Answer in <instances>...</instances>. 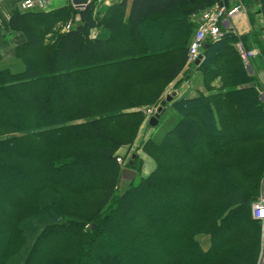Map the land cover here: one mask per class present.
I'll list each match as a JSON object with an SVG mask.
<instances>
[{
	"label": "trees",
	"instance_id": "obj_1",
	"mask_svg": "<svg viewBox=\"0 0 264 264\" xmlns=\"http://www.w3.org/2000/svg\"><path fill=\"white\" fill-rule=\"evenodd\" d=\"M215 1L121 0L99 17L91 0L12 15L25 42L14 50L22 68L0 67V264H256L264 104L234 44L257 49L250 62L264 67L253 16L264 19V0L255 11L241 0L250 33L204 42L192 67L209 94L161 107L158 123L165 108L176 121L139 148L153 170L123 181L116 162L142 108L188 67V14ZM155 28V39L140 35Z\"/></svg>",
	"mask_w": 264,
	"mask_h": 264
},
{
	"label": "crops",
	"instance_id": "obj_2",
	"mask_svg": "<svg viewBox=\"0 0 264 264\" xmlns=\"http://www.w3.org/2000/svg\"><path fill=\"white\" fill-rule=\"evenodd\" d=\"M23 1L25 0H0V64L10 60H16L14 57V50L16 49L17 46H21L25 42L23 35L20 32L11 31L8 25L9 19L12 17V15H14L16 12H25L22 11V9L20 8V5ZM44 1H45L44 7L38 10L45 13L59 10L67 6H72L74 10H76L75 7L72 5V0H44ZM88 1L90 2L91 0ZM120 1L121 0H96V10L99 13V17H101L107 11L108 8L119 3ZM251 29L252 28L249 21V17L245 12L240 13L236 15L234 18H232L229 25L227 26V29L225 28V26L223 25L221 26V30L223 32H226L224 37L229 34L244 36L250 33ZM98 35L105 36L106 33L100 30H92L91 38H95ZM251 67H252L251 69L252 73L249 70H247L248 74H251L255 76L256 79L260 80L259 83H263L264 67L261 66L259 67L255 59L252 60ZM211 86H213V88L219 87V81L218 80L214 81L211 84ZM171 94H174V96L171 99L176 100L179 98L192 99L199 95H208L209 92L205 90L200 72L196 68L192 67V65H189L184 72L180 73L168 85V91L166 95L164 94V100L166 96ZM164 110H165L164 111L165 114L171 113L168 112L169 111L168 108L167 111L166 108ZM153 168H154V164H153Z\"/></svg>",
	"mask_w": 264,
	"mask_h": 264
},
{
	"label": "built area",
	"instance_id": "obj_3",
	"mask_svg": "<svg viewBox=\"0 0 264 264\" xmlns=\"http://www.w3.org/2000/svg\"><path fill=\"white\" fill-rule=\"evenodd\" d=\"M44 4V0H25L21 3L20 8L22 11H27L33 8L42 9ZM244 12L245 8L242 2L240 0H235L233 5L227 6L225 4L221 5L219 2H215L213 5L205 8L204 10L195 13V16L193 17L195 19L194 23L196 29L188 47L186 59L187 65L194 64L198 61V57L200 56V51L204 42H214L224 37L226 32L221 30L222 25L227 29L231 19ZM68 28V26L64 27L66 30ZM236 46L237 52L242 62L245 64L250 59L255 58L258 54L256 49L246 50L242 44L239 43L236 44ZM156 110L157 108L154 110H147L146 115L153 116L156 113ZM117 160L120 162L119 159ZM262 212H264V197H259L251 205V217L254 220L259 221L261 226V250L259 252L257 264H264V215L261 214Z\"/></svg>",
	"mask_w": 264,
	"mask_h": 264
},
{
	"label": "rangeland",
	"instance_id": "obj_4",
	"mask_svg": "<svg viewBox=\"0 0 264 264\" xmlns=\"http://www.w3.org/2000/svg\"><path fill=\"white\" fill-rule=\"evenodd\" d=\"M183 1V0H182ZM95 5H96V0H94ZM215 2H219V4L223 5L225 4L227 5H233L234 2L232 0H216ZM214 2V3H215ZM89 3V1H88ZM213 3V4H214ZM211 4V5H213ZM244 6V4H243ZM254 11L257 10L259 8V0H254ZM245 9L246 6H244ZM198 11L196 10H192L189 14H188V20L191 24H194L195 26V19L193 16H195V13H197ZM246 13V10H245ZM254 17V28H256V30L259 31L260 33V38L262 40H264V19L261 17L260 14H253ZM74 19V18H73ZM179 18H176V20H178ZM74 20H69L64 27L68 26L70 27L71 25H73ZM172 22H175V19H173ZM63 27V29H64ZM173 27V25H172ZM196 26L194 28V32H195ZM66 30V29H64ZM68 30V29H67ZM159 31L158 28H155L153 30H150L147 34H140L145 40H150V39H155L156 35L160 36L157 32ZM234 35L237 39L240 37L236 34H232ZM169 40V39H168ZM242 44L241 41H238L234 44L235 48L237 47L236 44ZM243 46V44H242ZM159 49V48H154ZM153 49V50H154ZM244 49V48H243ZM237 50V49H236ZM188 52V51H187ZM187 59V58H186ZM252 62V60H251ZM251 62L250 60L247 61V63H243V65L247 68V70H249L251 73ZM0 67H7L12 71H16L22 68V65L19 63V61L17 60H10L7 61L5 63L0 64ZM260 67V66H259ZM251 75V74H250ZM253 76V75H251ZM257 82L258 85V92H259V96H260V100L261 102L264 104V82L263 83H259L260 80L256 79L255 76H253ZM168 91V88L165 89L164 94L166 95ZM164 94H162V97H160L155 103L151 104V105H147L144 106L142 108L143 111V115H144V120L142 125L140 126V128L138 129L137 135L135 137V139L133 140V142L131 143V145H123L119 148L118 152H117V158H116V162L117 164H119L122 168L126 167L127 162L129 161L130 157L132 154H137L138 158H136V163L139 166V173L135 175V181L138 180L140 177H146L147 174L152 170L153 168V162L151 161V159H149L147 156L145 157V155L139 150V148H141V145L143 144V142L148 139V138H152L154 140H158L161 135L168 130L176 121V117L175 115H173L172 113H166L162 119H160L158 125L154 128L152 127H148L147 126V120L149 118V116L146 115L147 110H154L158 107H162L165 104V100H164ZM166 105V104H165ZM120 160V162H118V160ZM150 166V167H149ZM149 167V168H148ZM136 172V171H135ZM126 181V180H123ZM264 184V183H263ZM264 185H262L263 188ZM259 197H264V192L260 191V194L257 198ZM257 200V199H256ZM260 230H261V226H260ZM261 250V238L259 237V251H258V256L256 259V264L257 261L259 259V252Z\"/></svg>",
	"mask_w": 264,
	"mask_h": 264
},
{
	"label": "water",
	"instance_id": "obj_5",
	"mask_svg": "<svg viewBox=\"0 0 264 264\" xmlns=\"http://www.w3.org/2000/svg\"><path fill=\"white\" fill-rule=\"evenodd\" d=\"M87 4H88V0H72V5L78 11L83 10ZM201 58L202 56H199L198 61L196 63H198ZM173 96L174 94L166 96L165 98L166 102H169ZM162 112H163V109L159 107L157 109V113L148 119L147 124L149 127L154 128L157 126L158 118ZM135 159H136V154H132L129 161L127 162V166L121 169V178L123 180L132 181L134 179L136 172L132 170L131 167L133 166ZM91 228H93V226Z\"/></svg>",
	"mask_w": 264,
	"mask_h": 264
},
{
	"label": "snow or ice",
	"instance_id": "obj_6",
	"mask_svg": "<svg viewBox=\"0 0 264 264\" xmlns=\"http://www.w3.org/2000/svg\"><path fill=\"white\" fill-rule=\"evenodd\" d=\"M261 214L264 215V212H262Z\"/></svg>",
	"mask_w": 264,
	"mask_h": 264
}]
</instances>
